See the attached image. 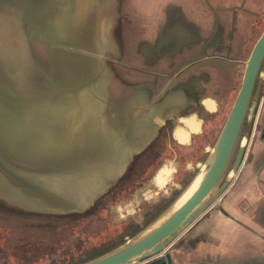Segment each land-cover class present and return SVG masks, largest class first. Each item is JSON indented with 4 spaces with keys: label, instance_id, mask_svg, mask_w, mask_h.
<instances>
[{
    "label": "water",
    "instance_id": "water-1",
    "mask_svg": "<svg viewBox=\"0 0 264 264\" xmlns=\"http://www.w3.org/2000/svg\"><path fill=\"white\" fill-rule=\"evenodd\" d=\"M87 5L0 0V199L14 207L86 208L117 181L144 143L135 133L133 92L123 85L129 81L106 70L101 60L106 32L88 36L91 44L81 32L108 0ZM242 62L226 118L184 189L142 229L77 264H171L162 253L166 246L216 202L228 170H237L243 159L240 137L249 133L264 92L257 76L264 62V28Z\"/></svg>",
    "mask_w": 264,
    "mask_h": 264
},
{
    "label": "rangeland",
    "instance_id": "rangeland-1",
    "mask_svg": "<svg viewBox=\"0 0 264 264\" xmlns=\"http://www.w3.org/2000/svg\"><path fill=\"white\" fill-rule=\"evenodd\" d=\"M100 14L103 24L97 26ZM95 16L93 25L84 24L81 32H87V44L97 29L106 32L101 57L106 70L128 79H154L160 86L161 71L179 70L183 61L204 53L217 54L229 59H215L214 68H220L216 72L226 76L229 69L235 71L228 86L231 92H222L217 112L201 111L204 129L191 143L177 146L164 142L161 134L87 209L39 212L0 199V264H77L119 244L164 211L196 173L226 118L241 82V61L264 28V0H108L104 12ZM146 32L156 34V40L165 32L191 36L182 50L160 55L154 50L155 39L145 40ZM195 42L196 48H190ZM190 66L185 73L193 74L190 80L193 86L197 80L202 92L228 88L217 81L207 85L211 65ZM163 131L168 133L169 126ZM161 167L172 170L171 178L162 185L166 177L160 176L162 186L157 187L154 176Z\"/></svg>",
    "mask_w": 264,
    "mask_h": 264
},
{
    "label": "crops",
    "instance_id": "crops-1",
    "mask_svg": "<svg viewBox=\"0 0 264 264\" xmlns=\"http://www.w3.org/2000/svg\"><path fill=\"white\" fill-rule=\"evenodd\" d=\"M190 36L184 32L175 34L165 32L161 33L156 40V34L153 36L146 32L145 40L153 43L155 39L153 44L157 48L154 50L158 49L159 54L167 55L168 52L175 53L182 50L184 41ZM194 47L196 48V43L193 46L190 45V48ZM210 57L204 55L191 58L186 62L183 61L182 66L177 70V74L182 73V77L172 80L167 91L163 93L154 79L127 78L129 82H123V85L133 92L132 101L136 103L134 113L137 116L133 121L140 122V125L137 123V127L140 129L135 133L142 134L141 137L145 135L143 149L141 146L140 151H136L132 155L128 165L132 163L137 154L141 153L161 134L164 137V142H174V145L185 146L191 143L193 136L203 131L204 121L201 111L204 110L211 114L218 111L222 96L226 94L225 92H229V94L231 92V87L228 86L230 79L235 76V71L232 72V68L229 69L226 76L224 71L216 72L220 68H214L217 65V62H214L217 61L215 59L227 60L229 58L220 55ZM197 62L212 66V70H209L207 74L208 86L217 81L221 85L227 84L228 88H219L217 93H215L216 87L214 89L207 88L202 92L197 80L193 86L191 80L185 78L189 73H185V71L191 67L192 63ZM221 69L223 68L221 67ZM196 71L198 70L196 69ZM194 76L199 78L197 72ZM168 82L170 81L168 80ZM219 93L220 95H217ZM191 108L196 109L191 111ZM258 123L259 127L252 135L246 155L235 173L232 184L227 188L225 184L221 191L223 193L216 202L170 242L162 252L169 254L171 264H264V94ZM167 126H169L168 133L163 131ZM134 138L138 140L140 137L135 136ZM126 168L123 170L124 173ZM171 172L172 170L168 174L165 173L166 179L162 185L171 178ZM154 179H156V175ZM159 185L160 183L157 187L162 186ZM134 264H139V262Z\"/></svg>",
    "mask_w": 264,
    "mask_h": 264
},
{
    "label": "flooded vegetation",
    "instance_id": "flooded-vegetation-1",
    "mask_svg": "<svg viewBox=\"0 0 264 264\" xmlns=\"http://www.w3.org/2000/svg\"><path fill=\"white\" fill-rule=\"evenodd\" d=\"M260 35V34H259ZM258 38V37H257ZM256 38V39H257ZM196 44H197V42H195ZM161 55V54H160ZM204 55H207V56H211V57H214V56H216L217 54H208V53H204ZM203 55V56H204ZM164 57V56H163ZM224 57V56H223ZM227 58H229V57H227ZM163 60L164 59H167V58H162ZM236 61H238V60H236ZM241 61V60H240ZM242 62V61H241ZM243 63V62H242ZM263 64H264V62H262V64H261V66H260V69H259V71H258V75L257 76H261L262 77V85H264V66H263ZM166 66H169V64H166V63H164V67H166ZM178 72H177V69H175V70H173L172 72H168V71H161V75H162V78L164 79V81H161V85L159 86L161 89H162V91H161V93H163V92H166L167 91V89H168V86H169V84H171V82H173L174 80H176V78H180V77H182V74H177ZM193 74H190V73H188V75H183V76H185V78H189V80H190V78H191V76H192ZM168 80L170 81V82H168ZM173 80V81H172ZM168 82V83H167ZM160 89V90H161ZM159 90V91H160ZM159 93V92H158ZM263 94H264V92H261V96H260V98H259V100H258V102H257V109L255 110L254 109V113H253V116H252V121H251V126H252V123H253V119H254V117H255V113L256 112H258V115H257V118H256V129H258V127H259V123H258V118H259V113H260V105H261V101H262V98H263ZM194 96V95H193ZM195 100V99H194ZM195 110V108H191V111L192 110ZM251 126H250V130H251ZM250 130H249V133H250ZM249 133L247 134V136H241L240 137V140H241V138H245L246 139V141L248 140V138H249ZM239 143L240 144H242L241 143V141H239ZM243 146H244V144H242ZM170 171V169L168 168V167H161L159 170H158V172H157V174H156V179H157V181H158V183H160L161 184V178L162 177H165V173L166 174H168V172ZM160 176H162V177H160ZM160 177V178H159ZM166 179V178H165Z\"/></svg>",
    "mask_w": 264,
    "mask_h": 264
},
{
    "label": "built area",
    "instance_id": "built-area-1",
    "mask_svg": "<svg viewBox=\"0 0 264 264\" xmlns=\"http://www.w3.org/2000/svg\"><path fill=\"white\" fill-rule=\"evenodd\" d=\"M257 115H258V112L255 113V117H254V119H253V123H252V126H251V130H250V133H249V138H248V140L246 141L245 138H241V143L244 144V147H245V152H244L243 158H244V156L246 155V151H247V149H248V146H249L250 140L252 139V135L254 134V132H255V130H256V118H257ZM242 160H243V159H242ZM239 167H240V166H239ZM239 167H238V169H239ZM238 169H237V170H238ZM237 170H231V169L228 170L227 174L225 175V178H226V180H227V182H226V185H227L226 188L232 184V182H233V180H234V178H235V173H236ZM226 188H225V189H226ZM222 193H223V192H221V194H222ZM221 194H220V195H221Z\"/></svg>",
    "mask_w": 264,
    "mask_h": 264
},
{
    "label": "bare ground",
    "instance_id": "bare-ground-1",
    "mask_svg": "<svg viewBox=\"0 0 264 264\" xmlns=\"http://www.w3.org/2000/svg\"><path fill=\"white\" fill-rule=\"evenodd\" d=\"M90 2H91V0H82V4L84 5L83 6V9H87L88 7H89V5H87V4H90ZM182 96V95H181ZM170 97V96H169ZM166 100V99H165ZM211 101V100H210ZM209 102V101H208ZM155 103V102H154ZM172 105V104H171ZM169 106V105H168ZM163 108V107H162ZM150 110V109H149ZM167 110V109H166ZM145 115V114H144ZM141 116V115H140ZM138 118H139V116H138ZM140 119V118H139ZM157 122V121H156ZM139 125H140V122H139ZM147 126V125H146ZM193 127V126H192ZM146 128V127H145ZM140 129V128H139ZM159 129V128H158ZM151 131V130H150ZM152 132V131H151ZM158 132V131H157ZM150 134V133H149ZM142 135V134H141ZM141 137V136H140ZM144 137H145V135H144ZM135 139V138H134ZM146 139H148V138H146ZM150 141V140H149ZM148 141V142H149ZM143 149V148H142ZM95 202V201H94ZM85 209H87V208H85Z\"/></svg>",
    "mask_w": 264,
    "mask_h": 264
}]
</instances>
